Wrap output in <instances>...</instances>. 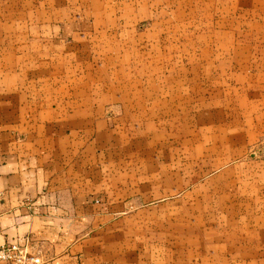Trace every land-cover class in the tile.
Here are the masks:
<instances>
[{"label":"crops","instance_id":"1","mask_svg":"<svg viewBox=\"0 0 264 264\" xmlns=\"http://www.w3.org/2000/svg\"><path fill=\"white\" fill-rule=\"evenodd\" d=\"M243 126L264 133V0H0V245L27 235L42 264H136L143 241L116 231L157 207L170 220L169 199L204 176L151 164L138 185L143 153L190 160L191 133L204 151ZM235 178L205 180L223 199ZM247 182L236 192L264 208V175ZM219 246L213 264H264V241Z\"/></svg>","mask_w":264,"mask_h":264},{"label":"rangeland","instance_id":"2","mask_svg":"<svg viewBox=\"0 0 264 264\" xmlns=\"http://www.w3.org/2000/svg\"><path fill=\"white\" fill-rule=\"evenodd\" d=\"M174 29H177V26H174ZM238 120L242 122L241 118ZM178 136L182 135L172 137L178 138ZM189 137L190 149H197L193 152L194 155L191 154L190 160L185 158L186 153L182 154L181 150L160 149L161 146L157 150L149 151L147 154L144 152L142 155V175L141 181L136 182L138 185L144 184L145 179L150 176L151 164L157 166L153 174H160L163 171L164 167L160 165L161 163L179 162L170 167L173 172H181L184 169L190 175L204 176L201 178L202 181L193 183L196 185L190 184L188 190L186 189L187 192L169 199L173 201V204L172 206L169 204L168 207L173 208L174 211L170 220L165 218V207H157L156 212L143 211L140 219L125 221L124 231L121 229L116 231L115 241H143L139 242L141 245L127 247L130 251L135 250L129 260L136 264H213L212 261L217 254L215 251L221 248L220 241H264L262 202L259 199H253L255 195L251 193L236 192V185L245 187L251 183L247 181H252L255 176L264 175V133L248 132L243 126L238 128L237 133L207 134L205 136L207 148L220 145L221 149L209 148L204 151L198 149V143L193 142L192 138H197V134L191 133ZM177 140L180 141L179 138ZM215 141L217 143H214ZM175 142H177L176 139ZM234 146L237 148L230 151L229 147ZM162 154H167L169 157L162 158ZM220 157L224 165L216 167L215 163L220 161ZM133 161L132 158H127V162L133 163ZM186 161L189 163L186 164ZM132 172L133 166H128L126 168L127 188H131L134 183ZM217 173L238 179V181L226 182L223 187L222 194L227 195L223 199L229 198L227 206L222 205L224 200L219 197L220 194L216 195L218 193L214 190L215 182L205 180ZM178 184L180 183L174 182V189ZM197 185L202 189L211 188L209 192L204 190L193 192L192 188ZM231 185L234 186V190H231ZM148 189H157L160 193L165 189V183L159 181ZM190 191L193 193L189 194ZM205 193H211L209 198H205ZM189 195L191 197H188ZM229 196L236 197L234 206L230 205ZM157 202L161 204L166 202V199L159 198ZM144 241H173V245L167 249L162 245L151 247L145 245Z\"/></svg>","mask_w":264,"mask_h":264},{"label":"built area","instance_id":"3","mask_svg":"<svg viewBox=\"0 0 264 264\" xmlns=\"http://www.w3.org/2000/svg\"><path fill=\"white\" fill-rule=\"evenodd\" d=\"M30 241L23 235L0 245V264H42L41 257L29 250Z\"/></svg>","mask_w":264,"mask_h":264}]
</instances>
